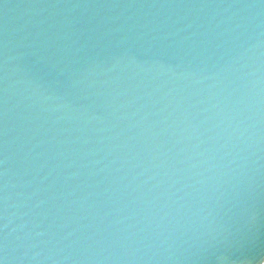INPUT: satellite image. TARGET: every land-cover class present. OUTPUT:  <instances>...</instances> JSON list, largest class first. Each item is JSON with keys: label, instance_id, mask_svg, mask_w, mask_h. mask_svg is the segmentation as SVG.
<instances>
[{"label": "water", "instance_id": "1", "mask_svg": "<svg viewBox=\"0 0 264 264\" xmlns=\"http://www.w3.org/2000/svg\"><path fill=\"white\" fill-rule=\"evenodd\" d=\"M264 253V0H0V264Z\"/></svg>", "mask_w": 264, "mask_h": 264}, {"label": "clouds", "instance_id": "2", "mask_svg": "<svg viewBox=\"0 0 264 264\" xmlns=\"http://www.w3.org/2000/svg\"><path fill=\"white\" fill-rule=\"evenodd\" d=\"M243 264H264V253H257L253 258L245 260Z\"/></svg>", "mask_w": 264, "mask_h": 264}]
</instances>
